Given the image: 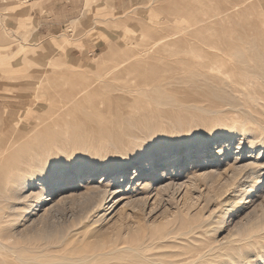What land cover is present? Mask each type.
Wrapping results in <instances>:
<instances>
[{
    "label": "rangeland",
    "instance_id": "rangeland-1",
    "mask_svg": "<svg viewBox=\"0 0 264 264\" xmlns=\"http://www.w3.org/2000/svg\"><path fill=\"white\" fill-rule=\"evenodd\" d=\"M59 18L65 19L61 29L49 30V21ZM263 65L264 0H0V174L8 176L18 160L45 159L31 169L32 187L13 203L19 215L12 230L20 236L47 226L58 235L83 223L88 237L83 228L69 236L67 247L75 249L85 242L115 249L142 234L151 246L122 254L138 264H264ZM146 86L194 93L199 109L169 108L162 98L138 95ZM159 108L170 109L171 125L159 126L163 137L154 135L140 150L147 156L171 147L155 165L157 174L133 173L140 153L119 173L139 148L92 150L99 127L139 115L157 121ZM218 138L228 143L218 157L216 144H197ZM194 145L199 152L190 160ZM166 164L178 170L158 176ZM94 166L100 168L93 175ZM107 168L118 171L115 179H102ZM41 174L48 189L29 197L39 190ZM169 177L178 189L158 204L157 188ZM98 180L117 187L105 200L112 205L102 210L86 192ZM145 180L144 206L126 201Z\"/></svg>",
    "mask_w": 264,
    "mask_h": 264
},
{
    "label": "bare ground",
    "instance_id": "bare-ground-1",
    "mask_svg": "<svg viewBox=\"0 0 264 264\" xmlns=\"http://www.w3.org/2000/svg\"><path fill=\"white\" fill-rule=\"evenodd\" d=\"M164 43H165V39L164 40L162 39V48L164 47L163 46ZM150 44H152V43H150ZM153 46L155 47L156 45L154 44V45H152V47ZM109 50H110V48H109ZM185 52L186 51H184L183 53H185ZM128 54H130V53H128ZM134 54L135 53H132V55H134ZM2 55L5 56L6 54H2ZM95 57H103V53H98V55L95 56ZM135 59H136V57H135ZM221 60H222V58H221ZM211 62H213V61H211ZM204 64H205V62H204ZM223 65H224V63H223ZM216 66H214L215 67V70L218 68V67L216 68ZM116 67L118 68V65H116ZM228 68H230V67H228ZM244 69H245V67H244ZM251 69H249V70H251ZM226 70H227V68H226ZM240 71H241V69H240ZM255 71L258 72L257 70H255ZM228 72H230V71H228ZM227 75H229V74H227ZM245 75H246V73H245ZM201 80H203V79H201ZM258 80H260V77H259ZM245 82H246V80H245ZM189 84H191V83H189ZM176 85H178L177 82H176ZM176 85L175 84L165 83L162 86H164V88L166 87V88H169L170 89L172 86L174 88H176ZM189 86H192V85H189ZM157 87H158V85H157ZM133 90H134V88H133ZM218 92L219 91H217V93ZM133 93H135V92H133ZM220 93H219V95H220ZM138 95H142V96H149L150 95V96H154L156 98H162L164 100V102H167L166 105H168L169 108L170 107H178V108H181V109H195L196 110V109H199V106H200V105H197V102L200 101V96H197L196 94L190 93V92H187V93H183V92H181V93L180 92H178V93H169L168 91L167 92H163V91L158 92L157 89H152L151 86H149V87L146 86V87H142L140 89V92H138ZM222 95H223V93H222ZM220 99L223 100V98H221V97H220ZM136 100L143 101L144 99L142 97H140V96H137L136 97ZM145 103H147V102H145ZM211 106H213V105H211ZM169 110L170 109L163 110L162 108H159L157 110V112L160 113L161 117L157 121H154L155 119L146 120V119H144L142 117V115H139L138 117H135V118L127 117V118H124L123 121H121V122L115 121L111 125H106V126L99 127V133H100V138L101 139L100 140H97L96 142L94 141L95 144L92 143L93 144L92 147L94 148L92 150H97L99 152H103V151H110V150H114V149H127V150L130 151L132 148H139L138 151H137V153H135V155H132L133 157L130 160H127V161L123 162L120 165L121 170H120L119 173H124L127 170H129V164H130L131 160L132 159L135 160V158H137L136 156L140 153V156H138V158H139L138 160H140V161H138L139 165H137V168L134 171L133 170H130V172L131 171H133V173L136 172V176H138L140 174V171L141 172L142 171H146L148 173L150 172L148 177L152 176L158 170V169H156V166L160 162L159 159H161L163 157L164 158H168L169 157V153H170V148L171 147H166L165 149H163V145H162V146H160V148L163 149L162 151H159V150H156V149H153L151 151L148 150L150 153L148 152L149 154L147 156L144 155L146 152L145 153H141L140 150L142 149L141 147L143 145L147 144L151 140V138H154V135H157L158 134L157 136L163 137L162 136L163 134L158 132V127L159 126H162V125H171V122L169 120L171 119L172 113ZM102 111H103V109H102ZM183 116H182V118H180V119H182V121L184 119ZM184 117H187V115L184 116ZM193 120H194V118H193ZM153 121H154V123H153ZM160 122H162L163 124H160L159 125ZM224 135H226V134H224ZM263 137H264V135H263ZM4 139H6V138H4ZM214 139H216V138H214ZM209 140L210 139H204V143L203 142H198L197 144L198 145L205 144V141H207L208 143L216 144L214 146V148L216 149V153H215L216 154V157H218L219 154H223V153H225L227 151L226 150V148H227L226 145L228 144V143H226L227 142V138H222V139H219L218 138L217 141H214V142H210ZM247 142H248V147H247L248 149L251 150L252 147H255V141H253V138H251V140H248ZM4 143H5V141H4ZM194 143H196V142H194ZM239 143L240 142H238V144L235 145V151L232 152L234 154L233 157H235V158L239 157L238 156V154L240 153ZM257 143H258V141H257ZM161 144H163V143H161ZM261 144H264V143L262 142ZM198 145H194V147L192 146L191 148H189V151H188L187 155L189 156V159L190 160L194 156V154H197L199 152V151H197L198 150ZM203 146L205 148H207V145H203ZM8 148H9V146H8ZM32 148H33V146H32ZM22 151H23L22 153H24V149ZM248 152H249L248 154L250 155L251 151L248 150ZM2 153H3V151H2ZM28 153H29V151H28ZM208 153L209 152H206V154H208ZM255 153H256V155H258L260 153V151H256ZM25 155H27V154H25ZM25 155H24V157H26ZM2 157H3V155H2ZM205 157H207V156H205ZM2 159H4V158H2ZM181 160H182V156L181 155L177 156L176 161H181ZM41 161L43 163V161H45V159L43 158V160H42V158H36L34 156H32L30 158H27V159L20 160V161L18 160L12 166L13 168H12L11 172H9V171L7 172L8 173V176L1 175L0 174V253H1V255H0L1 256L0 257V264H138V263H134V260L128 258V256H126V257L123 256L122 257V254H123V252H130V253H134V254L139 255L140 249H142L144 247H147L148 248L149 246H151L152 239L151 238H145V235H142V234H141V236L139 235L137 237V240L134 243L129 244V245H126V246L124 245V246L119 247V248L116 247L115 249H104V246H103V248H99V247L94 246L90 242L83 243V245L81 247L82 249H79V248L78 249L77 248L75 249L73 246L72 247H67V245L69 244V241H70L69 236L72 235V234L74 235L77 232H80L81 229L83 228V226L85 225V224L83 225V223L80 224L79 223L80 220H78V218H77L78 223H79L78 226L66 227L64 229V231L61 232L58 235L51 228L48 229L47 226H39L38 228H35V229H30L29 228V229H27L24 232V234H20V236H18V234L15 232V230H12V228H13L12 227V224H13V222L15 224V221L17 220V217H18L17 215H19V212L14 210L15 201L17 199H19L20 191H22L25 187H32L31 184H33L35 182L34 181L35 178L31 174V169L33 167L38 166L41 163ZM169 167L170 166L168 164H166L165 171L163 170L158 176H160V175L161 176L162 175L165 176V173H167V172H170L172 174L174 171L178 170L174 166H172V167H170V169H168ZM235 167L236 166L233 164V167L232 168H235ZM99 168H100L99 166H94L92 168V170H91L93 172L92 174L93 175L96 174L97 173V170ZM55 169L56 168H54L53 170H55ZM117 172L118 171H114V168H107V170H104V172H103L104 174H106V176L104 175V177L102 179H104V180L105 179H108V178L109 179L110 178L111 179H115L116 178V175L115 174ZM128 174H130V173H128ZM80 175H81V173L77 174V176H80ZM127 175L122 176V177H127ZM133 175L135 176V174H133ZM39 177H40V181H42V182H40L41 184L38 185V189L40 191L38 190L36 192V194H35L31 190L30 193L32 195H29L28 194L29 197H36L39 193H41V190L43 189L44 186H45L44 189H46V190L48 189L46 187V185L44 184L45 181L43 182V180L46 179L47 175L46 174H41ZM99 181L100 180H98V182L96 184L90 185L89 186V189H87L88 191H86V192H88V196H90L91 198H93V199H95L97 201L96 204L94 205V207L95 208H99L100 207L101 210H102V209L107 208V207H109V206L112 205V203L109 205V200L110 199H108L107 201H105V200L108 197V195H110L112 193H115L117 191V187L116 188L115 187H111L108 184H106V185L104 184L103 185V184L99 183ZM147 183H148V181L145 180L142 183V185H141V188H140L139 193L138 194L137 193L136 194L135 193L134 194L131 193L129 195V197L127 198V200L126 199L125 200L128 201V202L131 201V200L137 201L138 203H140V204H142L144 206V204L146 202V199L148 198V195L150 193V189H149L150 188V185H147ZM64 184H65V182H63V180L57 182L58 187H59V185H64ZM177 189H178L177 188V184L175 182H173V178H170L169 177L167 179L161 180V182H160V184H159V186L157 188V192L159 193L158 204L160 203V201H162L164 199H168L173 194V192L176 191ZM134 190H136V189H134ZM105 202H108V203L104 207V203ZM135 204H136V202H135ZM51 205L52 204H50L47 208H51L52 207ZM36 209H38V208H36ZM32 218L34 219L35 217H32ZM79 218H80V215H79ZM81 222H82V219H81ZM83 229L84 230H83L82 236L88 237V235L86 234L88 232L87 231V228L85 227ZM91 235L93 236L94 234L93 233H90L89 236H91ZM116 246H118V245H116ZM156 246H157V244H156ZM154 249H155V247H154ZM156 249H159L158 246H157ZM187 251H188V249H187ZM187 251H183V252H187ZM3 254L6 257H2ZM190 254H192V253H190ZM195 254H196V252H195ZM149 256H150V254H149ZM188 256H190V255H188ZM198 256H199V254H198ZM120 257H121V260L119 259ZM122 258H123V260H122ZM161 264H164V263H161Z\"/></svg>",
    "mask_w": 264,
    "mask_h": 264
},
{
    "label": "crops",
    "instance_id": "crops-1",
    "mask_svg": "<svg viewBox=\"0 0 264 264\" xmlns=\"http://www.w3.org/2000/svg\"><path fill=\"white\" fill-rule=\"evenodd\" d=\"M43 22H40L39 20H37V25H40ZM65 23V19L59 18V19H54V20H50L49 21V30L50 28H54L56 26H59V29H61V25Z\"/></svg>",
    "mask_w": 264,
    "mask_h": 264
}]
</instances>
